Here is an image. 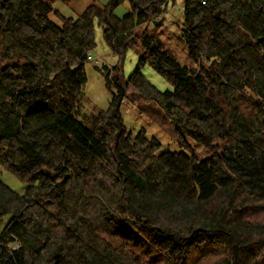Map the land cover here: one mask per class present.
<instances>
[{"label": "trees", "instance_id": "16d2710c", "mask_svg": "<svg viewBox=\"0 0 264 264\" xmlns=\"http://www.w3.org/2000/svg\"><path fill=\"white\" fill-rule=\"evenodd\" d=\"M72 1L0 0V166L27 185L0 179V264H264V0H185L191 66L139 31L177 0L94 2L78 19L54 8ZM96 24L119 90L80 122ZM125 85L166 112L185 152L127 129Z\"/></svg>", "mask_w": 264, "mask_h": 264}, {"label": "rangeland", "instance_id": "374dc122", "mask_svg": "<svg viewBox=\"0 0 264 264\" xmlns=\"http://www.w3.org/2000/svg\"><path fill=\"white\" fill-rule=\"evenodd\" d=\"M184 1L177 0L175 4L171 2L159 28L151 23L143 25L139 28V31L154 29L153 34L161 40L164 48L182 65L191 66L193 62L189 55L190 49L182 36ZM94 2L104 4L107 0H74L70 4L57 2L54 4V8L66 18L78 19L84 10ZM127 10H129V3L119 7L116 14L122 17L127 13ZM50 20L59 27L63 25L55 14L50 15ZM95 36L97 46L93 51V55L99 61V65H96L95 62H86L87 81L75 112V116L80 122H86L88 117L96 115L101 110H107L113 93L117 94L119 90L115 83L112 92L106 88L104 73L106 69L103 67L107 66L112 69L117 64L118 57L105 42L103 29L97 24ZM139 60V51H129L127 53L123 66V75L126 80L135 72ZM142 75L159 91L172 90L171 84L165 81L150 66L144 67ZM124 90L126 95L122 100L120 112L127 129L134 135L145 130L149 138H155L161 143V153L185 152L179 144V132L166 112L157 103L144 100L137 90L132 89L131 85H125ZM196 151L200 157L207 156L206 151L203 149L198 148ZM0 179L17 194L22 195L26 192L27 185L1 166Z\"/></svg>", "mask_w": 264, "mask_h": 264}, {"label": "built area", "instance_id": "2783aa9c", "mask_svg": "<svg viewBox=\"0 0 264 264\" xmlns=\"http://www.w3.org/2000/svg\"><path fill=\"white\" fill-rule=\"evenodd\" d=\"M92 59V55L91 53L88 54V60H91Z\"/></svg>", "mask_w": 264, "mask_h": 264}, {"label": "crops", "instance_id": "0c3cea01", "mask_svg": "<svg viewBox=\"0 0 264 264\" xmlns=\"http://www.w3.org/2000/svg\"><path fill=\"white\" fill-rule=\"evenodd\" d=\"M105 4V3H104Z\"/></svg>", "mask_w": 264, "mask_h": 264}]
</instances>
